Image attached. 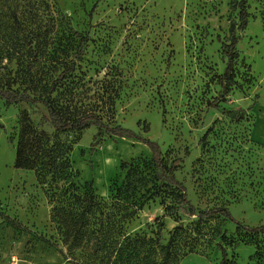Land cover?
Returning a JSON list of instances; mask_svg holds the SVG:
<instances>
[{"label": "rangeland", "instance_id": "rangeland-1", "mask_svg": "<svg viewBox=\"0 0 264 264\" xmlns=\"http://www.w3.org/2000/svg\"><path fill=\"white\" fill-rule=\"evenodd\" d=\"M248 5V24L237 30L236 83L227 101L220 102L226 112L209 102L221 91L218 75L227 61L221 43L229 42L230 24L239 21L232 0H56L54 6L71 17L62 19L63 31L71 22L90 38L60 92L127 131L124 137L109 136L92 126L62 136L77 141L71 154L77 185L83 190L92 183L109 200L123 180V161L161 153L168 162L180 160L175 177L193 206L229 209L227 222L215 218L203 227L201 253L180 264H218L219 227L227 234L223 244L231 260L264 264V235L236 232L237 222L264 226V146L251 140L247 112L257 120L254 139L264 145V0H248ZM4 71L0 67V85ZM24 112L36 126L53 132L42 104L0 99V264H66L67 245L52 224L44 189L34 171L15 167ZM195 220L184 206L167 212L156 199L126 230L154 236L162 229L167 241L174 227ZM230 241L239 245L233 249Z\"/></svg>", "mask_w": 264, "mask_h": 264}, {"label": "trees", "instance_id": "trees-1", "mask_svg": "<svg viewBox=\"0 0 264 264\" xmlns=\"http://www.w3.org/2000/svg\"><path fill=\"white\" fill-rule=\"evenodd\" d=\"M232 3L239 9V21L231 22L230 40L221 43L227 58L224 71L218 75L221 91L209 102L221 112L227 108L220 102L227 101L236 83L237 30L246 28L250 15L248 0H232ZM55 5L56 0H0V61L7 60L0 66L6 70L5 81L0 85V99L7 104L40 103L46 109L45 120L53 132L36 126L28 113H23L15 167L34 171L44 189L52 207V224L67 245L66 264H180L188 256L200 254L199 239L205 224L215 218L227 222L230 212L225 206L201 210L191 204L183 184L175 177L181 164L179 159L168 162L159 153L123 161V180L115 185L109 200L102 199L92 183L87 182L83 190L77 185L78 172L71 159L77 141L62 136L81 133L92 126L109 136L124 137L127 131L118 124L106 122L98 109L74 104L60 92L84 57L90 38L71 22L68 32L63 31L62 19L71 17L60 8L55 9ZM58 64L64 65L59 68ZM54 70L58 72L55 76ZM22 85L25 86L21 88ZM32 88L38 93H32ZM247 112L252 116V127L254 115ZM156 199L161 200L167 212L182 205L197 220L190 225L181 222L169 233L167 241L162 229L154 236L130 235L127 223ZM171 199L175 204L168 205ZM236 232L264 235V226L251 227L237 222ZM226 237V232L219 227L216 239L220 241L215 244V253H221L218 264H236L223 244ZM228 243L233 249L239 245L234 241Z\"/></svg>", "mask_w": 264, "mask_h": 264}, {"label": "crops", "instance_id": "crops-1", "mask_svg": "<svg viewBox=\"0 0 264 264\" xmlns=\"http://www.w3.org/2000/svg\"><path fill=\"white\" fill-rule=\"evenodd\" d=\"M256 121H257V120H256V118H255V116H254V124H253V126L256 124ZM253 126L251 127V131H250L251 139L254 140L256 143H258L259 145L264 146L262 143H260V142H258L257 140L254 139L253 134H252Z\"/></svg>", "mask_w": 264, "mask_h": 264}]
</instances>
